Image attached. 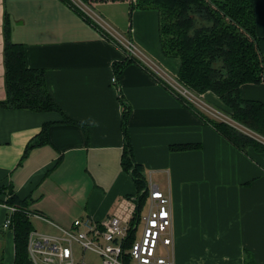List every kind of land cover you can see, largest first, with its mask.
I'll return each instance as SVG.
<instances>
[{
  "label": "crops",
  "instance_id": "obj_1",
  "mask_svg": "<svg viewBox=\"0 0 264 264\" xmlns=\"http://www.w3.org/2000/svg\"><path fill=\"white\" fill-rule=\"evenodd\" d=\"M253 3L264 59V0ZM5 12L26 65L43 71L61 111L0 106V264L14 259L13 230L1 228L10 197L41 216H30L32 224L41 220L57 231L54 224L76 218L105 219L120 196L134 193L121 166L120 94L129 107L124 127L134 162L146 183L169 197L170 264H264V151L238 149L210 124L230 119L216 96L204 92L189 106L136 62L121 67L111 83L114 67L127 59L115 37L62 0H0V100ZM130 14L128 40L177 75L179 59L161 52L158 13ZM239 95L264 103V81L242 84ZM201 104L219 114L209 116L196 107Z\"/></svg>",
  "mask_w": 264,
  "mask_h": 264
},
{
  "label": "trees",
  "instance_id": "obj_2",
  "mask_svg": "<svg viewBox=\"0 0 264 264\" xmlns=\"http://www.w3.org/2000/svg\"><path fill=\"white\" fill-rule=\"evenodd\" d=\"M62 1L71 6L78 15L83 16L93 27H97L71 0ZM78 1L86 5L102 2H127L129 13L135 9H154L158 13L157 27L160 34L161 52L168 57L178 58L180 62L177 68V81L192 91L193 95H200L204 92L212 93L221 101L222 107L233 122L264 138V103L239 95L242 84L264 81V59L258 50V38L255 36L253 0ZM7 14L5 12L2 16L1 28L5 97L0 100V106L11 109L25 108L39 112H60L61 109L52 101L45 88L43 71L29 68L26 65L23 44L12 39V24ZM126 58L123 63L113 69L116 81L121 67L132 62L140 65L135 57L127 54ZM170 91L180 100L186 101L172 90ZM120 95L118 98L123 105L120 125L124 134L121 166L126 172H130L132 181L135 183L134 192H138L147 187V183L143 170L134 162L130 153L131 146L124 127L129 107ZM188 105L194 106L191 102H188ZM210 124L238 149L252 145L264 151L262 142L238 130L230 123L211 119ZM46 126L41 127L43 133H45ZM30 147L25 149L24 154L28 153ZM6 202L17 208L11 213L12 224L10 226L14 234L12 264H31L27 257L26 244L28 234L32 230L30 217L26 215V212H30L28 208L22 206L21 200L18 201L13 196Z\"/></svg>",
  "mask_w": 264,
  "mask_h": 264
},
{
  "label": "built area",
  "instance_id": "obj_3",
  "mask_svg": "<svg viewBox=\"0 0 264 264\" xmlns=\"http://www.w3.org/2000/svg\"><path fill=\"white\" fill-rule=\"evenodd\" d=\"M105 32L115 37L129 56L140 58L161 84L187 102L198 104V97L177 81V75L165 70L150 56L141 55L128 39H122L110 29ZM114 81L116 78L112 76L110 82ZM229 120L232 123L225 122L264 144L262 136ZM8 206L10 214L2 229L12 224L11 213L17 210L15 206ZM169 206V197L155 185L147 184L138 192L120 196L111 214L100 221L88 216L76 218L68 226L54 224L55 233L32 229L26 239L27 257L31 264H88L83 256H74L76 245L79 253L89 251L97 255L99 264H170L173 229ZM26 215L41 217L31 212Z\"/></svg>",
  "mask_w": 264,
  "mask_h": 264
},
{
  "label": "rangeland",
  "instance_id": "obj_4",
  "mask_svg": "<svg viewBox=\"0 0 264 264\" xmlns=\"http://www.w3.org/2000/svg\"><path fill=\"white\" fill-rule=\"evenodd\" d=\"M10 0H8L9 2ZM76 2V5L78 8L81 9V12L87 16L93 23L96 24L97 27L108 31L110 29L113 31L116 35L121 36L122 39H128L129 38V25L131 24V16L132 14L129 13V6L127 2H102L97 3L93 5H86L85 3L81 1L74 0ZM18 10L21 11L19 5ZM77 13V12H76ZM80 15V14H79ZM77 13V16H79ZM81 16V15H80ZM83 17V16H82ZM141 55L143 56H149L148 54L144 53L145 51L140 50L139 51ZM151 57V56H150ZM154 59V58H153ZM136 61L140 63V67L143 70H146V72H149L151 75V71L146 67L145 63L140 59L136 58ZM197 102H199L197 100ZM212 106V105H211ZM199 110H202L203 112H206L209 114V116H215L218 113V111L213 110L210 106H207L205 104L196 105ZM228 122L232 123L229 118L226 119ZM41 223L39 224H32L31 227L38 231V232H48V233H55L56 231H53L52 229H45L43 221L40 220ZM74 256L76 258H79V255L83 256L85 261L89 264H99V257L91 252H82L79 253V250L76 245H74Z\"/></svg>",
  "mask_w": 264,
  "mask_h": 264
}]
</instances>
